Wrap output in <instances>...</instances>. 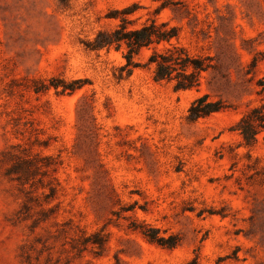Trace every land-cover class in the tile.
<instances>
[{
  "label": "rangeland",
  "instance_id": "obj_1",
  "mask_svg": "<svg viewBox=\"0 0 264 264\" xmlns=\"http://www.w3.org/2000/svg\"><path fill=\"white\" fill-rule=\"evenodd\" d=\"M121 18L177 26L199 88L88 48ZM262 104L264 0H0V264H264V130H234Z\"/></svg>",
  "mask_w": 264,
  "mask_h": 264
},
{
  "label": "trees",
  "instance_id": "obj_2",
  "mask_svg": "<svg viewBox=\"0 0 264 264\" xmlns=\"http://www.w3.org/2000/svg\"><path fill=\"white\" fill-rule=\"evenodd\" d=\"M67 4L71 0H59ZM161 1V0H157ZM169 5L162 2L161 8ZM137 6L125 8L121 14L129 15L136 11ZM132 21L121 18L120 23L113 30H101L95 39L88 44L91 50H111L114 48L121 51L126 64L123 71L131 74L136 67L146 66L152 68L153 78L157 82L174 84L175 91H186L199 88L201 77L212 65L209 57L194 56L182 45L174 44L173 40L179 39V28L168 22L158 23L151 19L139 28H131ZM162 46V48H161ZM143 50L151 53L144 65L135 61ZM57 87V86H56ZM67 87H64L66 90ZM226 106L220 101H212L205 94L197 98L189 109V120L196 121L199 118L223 111ZM234 130L243 138L247 146H254L258 141V135L264 130V104L251 108L235 124ZM142 235L151 243L175 248L178 240L175 237L161 238L159 230L149 226H142Z\"/></svg>",
  "mask_w": 264,
  "mask_h": 264
}]
</instances>
